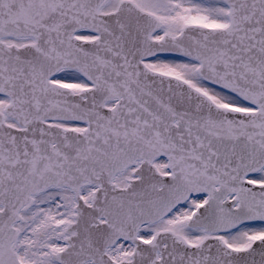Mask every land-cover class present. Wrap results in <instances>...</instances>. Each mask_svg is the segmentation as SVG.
<instances>
[{
	"label": "snow or ice",
	"instance_id": "6c2138e0",
	"mask_svg": "<svg viewBox=\"0 0 264 264\" xmlns=\"http://www.w3.org/2000/svg\"><path fill=\"white\" fill-rule=\"evenodd\" d=\"M0 264H264V0H0Z\"/></svg>",
	"mask_w": 264,
	"mask_h": 264
}]
</instances>
